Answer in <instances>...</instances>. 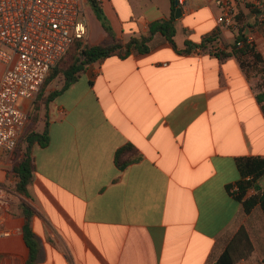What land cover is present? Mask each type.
<instances>
[{"label": "crops", "instance_id": "1", "mask_svg": "<svg viewBox=\"0 0 264 264\" xmlns=\"http://www.w3.org/2000/svg\"><path fill=\"white\" fill-rule=\"evenodd\" d=\"M253 2L233 0L236 25L226 28L217 24L214 0H187V11L174 17V46L157 33L146 53L106 58L66 89L62 82L51 88L60 92L32 128L41 134L47 126L49 142L29 147L27 197L15 192L13 172L26 144L12 156L0 149V264H28L24 204L35 210L33 264H215L241 227L252 245L241 264H263V213L245 214L227 191L239 180L237 159L264 157L262 73L248 67L264 68V23ZM97 4L124 42L171 14V0ZM84 11L88 43H110L88 0ZM239 29L259 64L197 48L216 33L214 47L231 53ZM6 67L0 61V80ZM35 99L20 101L25 126ZM129 144L139 158L119 169L115 153Z\"/></svg>", "mask_w": 264, "mask_h": 264}, {"label": "built area", "instance_id": "2", "mask_svg": "<svg viewBox=\"0 0 264 264\" xmlns=\"http://www.w3.org/2000/svg\"><path fill=\"white\" fill-rule=\"evenodd\" d=\"M174 1L182 13L187 11V0ZM214 4L220 10L217 24L234 28L233 0H214ZM253 7L257 20L264 23L263 6L254 0ZM87 37L84 0H0V61L7 66L0 80V149L6 155L16 151L27 121L20 101L34 100L72 44ZM246 43L252 39L246 38ZM243 44L236 42L238 48ZM232 190H237L236 185Z\"/></svg>", "mask_w": 264, "mask_h": 264}, {"label": "trees", "instance_id": "3", "mask_svg": "<svg viewBox=\"0 0 264 264\" xmlns=\"http://www.w3.org/2000/svg\"><path fill=\"white\" fill-rule=\"evenodd\" d=\"M88 1L102 28L112 36V41L110 43H100L97 45H90L80 41L74 42L66 52V54H68H65L52 69L43 85L60 79L62 81V88L60 91H62L66 89L70 83L76 80L77 76L81 72H83L89 65L93 63L102 61L112 56L124 58L131 51H135L140 54L146 53L149 42L157 33L164 36L166 40L174 46L173 37L175 34V29L173 21L177 8L174 0H171V14L168 19H161L151 22L148 25L146 34L139 37H130L127 42H124L121 39H116L113 36L112 28L96 0ZM216 38V33L205 37L197 48H199L201 51H208L210 49V51H213V54H215L221 61L226 59L230 54L238 56L239 59L251 58L257 63L261 61V56L254 50L253 43H246V37L240 29L236 34V41L232 46L231 53H226L216 49L213 45V41ZM239 40L244 42L243 46L240 48L236 46V42ZM188 51L189 49L186 52ZM244 61H242V64L243 66H246ZM60 91H50L45 97V90L41 92L39 91L32 106V113L29 119L30 121L25 126V130L21 135L19 143L17 144L18 148L20 144H26L24 157L19 162L17 161L13 168V172L18 177V182L15 186V192L22 196H28V186L32 182L34 173V164L30 155L29 147L34 142L38 143L41 147L46 146L49 142L47 126H45V129L41 134H38L32 131L33 125L37 121L38 112L41 106H47L49 102L54 100ZM258 100L261 103L264 102V93L258 96ZM136 152L137 151L131 144L117 150L114 157L117 168L124 169L131 161L137 160L139 155H137ZM127 155H129V157H126ZM236 167L239 174V180L235 183L237 190L233 191V186H228L227 191L229 195L241 204L245 214H249L255 207H259L264 216V187L262 188L258 185V181L264 178V157L239 158L236 160ZM250 192L252 193L249 194ZM21 208L25 218L23 235L30 251L28 264H33L36 255V244L33 240L30 229V220L35 212L26 204L22 205ZM251 253L252 245L248 234L246 230L241 227L236 232L232 240L227 244L215 264H237V261L247 258Z\"/></svg>", "mask_w": 264, "mask_h": 264}, {"label": "rangeland", "instance_id": "4", "mask_svg": "<svg viewBox=\"0 0 264 264\" xmlns=\"http://www.w3.org/2000/svg\"><path fill=\"white\" fill-rule=\"evenodd\" d=\"M126 1H128V0H117V2H119V3H121V4H124V5H126ZM144 0H142V2H143ZM130 2H131V5H133V6H135V4H134V0H130ZM258 3L261 5V6H263V9H264V0H260V1H258ZM87 6H89V5H87ZM129 6H130V4H129ZM252 9V8H251ZM119 11V10H118ZM254 11H256L257 12V10H254ZM124 14L125 15H127V12H124ZM86 16L88 17V19L90 18V20H91V15L89 14V13H86ZM93 17H94V15H92ZM109 20V19H108ZM109 24H110V26H111V24H112V21L111 20H109ZM85 43L86 44H89L88 43V41L86 40L85 41ZM68 54V53H67ZM66 54V55H67ZM260 63V62H259ZM258 63V64H259ZM260 66V65H259ZM248 67H249V69L252 71V72H255L256 71V73L257 74H260V73H262V75L259 77V79H257V81H256V87L257 88H259L260 90H264V68H263V65L261 64V67H257V65L256 64H252V63H248ZM62 81L60 80V79H57V80H54L53 82H51V83H49V84H44L43 85V87L41 88V90H40V92L41 91H44V90H46V92H47V89L48 88H50V89H48V91H51V88H55V87H58V86H60V83H61ZM20 138H21V136H20ZM20 138H19V140H20ZM18 143H19V141H18ZM23 145L24 144H20V146H19V148L17 147L16 148V151L14 152V154H16V152H20V151H22V147H23ZM18 146V145H17ZM258 185L259 186H261L262 188L264 187V178H262V179H260L259 181H258ZM251 194V193H250ZM26 205H28L29 207H31L29 204H26ZM32 208V207H31ZM33 209V208H32ZM34 210V209H33ZM34 212H35V210H34ZM237 264H241V262H240V260L239 261H237Z\"/></svg>", "mask_w": 264, "mask_h": 264}, {"label": "water", "instance_id": "5", "mask_svg": "<svg viewBox=\"0 0 264 264\" xmlns=\"http://www.w3.org/2000/svg\"><path fill=\"white\" fill-rule=\"evenodd\" d=\"M175 5L177 4L176 1H174ZM181 14V10L180 8H176V11H175V17L178 18Z\"/></svg>", "mask_w": 264, "mask_h": 264}]
</instances>
